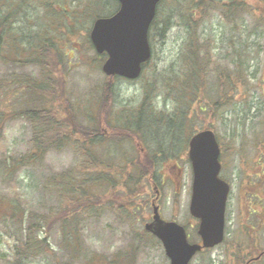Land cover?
Returning <instances> with one entry per match:
<instances>
[{
  "label": "trees",
  "instance_id": "trees-1",
  "mask_svg": "<svg viewBox=\"0 0 264 264\" xmlns=\"http://www.w3.org/2000/svg\"><path fill=\"white\" fill-rule=\"evenodd\" d=\"M96 1L92 0L93 3ZM100 1L105 6L115 2V8L111 6L113 10L109 14L118 6L116 0ZM33 2L0 0V51L5 41L11 45L7 54L0 52V60L36 68V75L12 74L11 80L5 84L0 82V92L14 97L20 104L12 117H22L31 128L29 152L18 158H10L11 162L0 159V178L10 179L17 169L36 165L53 150L70 148L77 162L60 172L48 173L41 183L43 198L47 200L50 196L55 197L56 206H49L37 213L19 205L16 196L0 197V221L6 219L2 222L6 231L15 235V243L11 248L12 260L8 263L24 264L26 260L50 255L53 250L49 241L51 233L58 229L62 233L58 264H136L133 249L108 257L85 248L83 222L104 209L120 212L118 217L124 220L132 218V209L136 208L135 203L138 197L143 196L146 186L152 187L155 194L157 186L160 188L161 164L167 165L169 161L177 160L180 152L177 148L183 145L184 151L189 137L197 131V125L201 129H213L210 120L204 124L197 122V119L204 116H207L206 120L214 118L218 111L231 106L234 91L240 84H247V89L251 88L241 64L236 69H230L221 68L214 62L210 40L201 39L199 29L214 12H219L227 22L250 15L258 23L264 24V0H161L149 30V38L160 26V35L164 36L172 25H179L184 29L185 36L178 57L165 69L166 78L163 82L158 84L153 80L148 81L143 87L141 102L131 111L122 112L113 111L117 99L116 81L130 79L103 72L102 66L107 55L95 50L89 30L86 49L91 51V58L85 63L92 65L94 70H101L105 76L100 91L93 99L91 96L94 92L75 97L69 88L68 79L73 69L69 53L77 49L73 43L78 41L70 44L71 36L66 38L64 25L59 24L55 15L49 17L51 32L35 31L28 48H19L16 42L13 45L17 35L16 26L13 25H16L17 18L24 19L25 16L19 14L24 6H31L29 3ZM38 2L51 13H54L53 6H67L55 1V4L46 0ZM67 8L70 9L69 6ZM59 10L61 15L68 13L62 8ZM102 11L97 10L94 19L102 14L108 15L106 12L100 13ZM253 11L257 12V17H254ZM79 13L80 10L74 13L75 23L82 25L84 19ZM83 32L80 28L72 30L73 35ZM63 36L66 41L62 40ZM151 59L144 64V69ZM211 74H214L218 87L215 99L209 94L208 88ZM159 91L166 92L164 101L171 98V108L164 105L158 108L155 98ZM5 120L0 111V133ZM261 123L264 125V119ZM125 144L129 148L125 149ZM221 145L222 155L232 152L233 143L224 142ZM257 148L260 151L252 164L256 170L253 178H257V202L251 207H255L259 213L260 208L264 210V137H257ZM142 202L147 205V200ZM257 222L255 228L258 235L259 225L263 226V221ZM247 232L249 235V230ZM148 234L145 229L135 232L134 239L143 240V235ZM257 235L254 242L249 238L254 254H261L259 259L252 261L253 264L264 260V248H260ZM237 261H241L238 254Z\"/></svg>",
  "mask_w": 264,
  "mask_h": 264
},
{
  "label": "rangeland",
  "instance_id": "rangeland-1",
  "mask_svg": "<svg viewBox=\"0 0 264 264\" xmlns=\"http://www.w3.org/2000/svg\"><path fill=\"white\" fill-rule=\"evenodd\" d=\"M46 1H53V4L55 2L67 4L71 10L67 6L59 5L60 7L53 6L54 10L52 11L54 13H51L46 6L38 5V0H34V2L32 0L33 3H29L31 6H24L19 14L21 17L25 16L24 19L19 20L17 18L16 25H13L16 26L17 33L13 45L16 42L19 48H28L35 31L48 30L51 32L52 28L48 25L49 17L55 15L54 18L59 21V24L64 25L66 38L74 37H70V44L78 41L73 43L77 49L69 53L73 62L72 73L68 79L69 88L72 93L74 92L75 97L94 92L91 96L93 99L95 94L100 91V84H102L105 76L101 70H94L92 65L85 63L91 58V51L86 49L87 30L90 31L95 12L103 10L100 13L109 14L115 8V2L111 5L112 8L105 6L104 2L100 0H97L96 3H93L92 0ZM88 4L90 6H86ZM58 7L67 11L68 15H61ZM86 7L92 8L81 10ZM117 9L118 7L113 13ZM77 10L81 11L79 14L84 19L81 21L82 25L75 23L74 13ZM253 15L257 17V12L253 11ZM171 27L164 36H161L162 27L160 26L150 37L153 58L139 79L116 81L117 99L114 112L119 110L121 112L123 110L131 111L136 107L142 100L143 87L148 81L153 80L158 84L164 81L166 78L164 71L178 57L185 36L184 29L180 28L179 25L174 24ZM75 28L82 29L83 34L73 35L72 30ZM199 31L201 39L210 40L211 55L214 62L221 68L228 67L230 69H236L241 64V68L247 76V83L251 85V88L247 89V84L244 86L240 84L234 91V102L231 106L218 111L214 118L206 120L207 116H204L202 119H197V122H205L204 124L210 120L220 143H233L234 146H232L233 149L230 154H223L222 161L221 175L230 184L226 208L225 240L215 248L197 254L190 264H242L248 262L255 253L252 249L253 246L250 245V240L254 242L257 235L255 227L258 220L259 222L263 221V226L259 225L258 244L260 248H264V219L262 218L264 210L260 208L259 213H257L255 207H251L257 202V197H255L257 195L255 187L257 186V178H253L256 170L253 169L252 165L253 160L257 159L258 151H260V148L256 149L257 137H264V125L261 123L264 119V24L258 23L250 15L244 18L239 17L233 22H227L219 12H214ZM62 40L66 41L65 36ZM9 50H11V45L5 41L0 52L7 54ZM24 73L36 75V68L28 64L19 66L10 62L3 63L0 60V82L5 84L7 80H11L12 74ZM208 88L209 94L215 99L218 87L215 83L214 74L209 77ZM156 95L157 98L155 99L159 109L163 108V105L166 108H171V98L164 101V96H167L166 92L159 91ZM19 106L20 104L14 97L5 92H0V111L2 116L6 118L0 133V159L5 161L11 162L10 158H18L27 154L30 149L31 128L29 123L22 117H12ZM201 114L205 115L206 113ZM196 128L199 130L201 126L197 125ZM184 136L187 135L184 134ZM123 147L129 148L126 144ZM102 149L106 150V148ZM179 149L177 160L169 161L170 163L167 165L161 164L162 169L159 173L161 185L159 184L160 188L157 186L156 194L148 185L143 196L138 197L135 203L136 208L132 209V218L128 217L124 220L118 217L120 212L115 213L109 209H104L97 216H92L83 222V244L85 248L108 257L117 253L131 252L133 249L136 264H170L161 242L156 237L148 234L143 235V240L134 239L135 232L144 230L145 223L152 216V201H155L159 206V212L163 219L174 220L185 225L189 231L190 240L197 241L198 237L194 238L193 233L197 232L198 220L193 218L189 212L193 176L188 158V145L184 151L183 145L177 148V150ZM76 162V157L70 148L50 151L36 165L20 167L10 179L0 178V197L9 195V197L14 198L13 196H16L19 205L37 213L49 206H56L55 197L50 196L47 200L43 198L40 191L41 183L48 173L60 172L73 166ZM262 191H264V186H262ZM143 200H147V205H144ZM262 200L264 201V197ZM5 220L0 221V264H9L8 262L12 260L11 248L15 243V235L8 233L2 223ZM247 230H249V235H247ZM60 238H62V233L58 229L52 232L49 240L53 247L52 253L44 257L26 260L24 264H58V255L61 251L59 247ZM239 246L241 247L239 248ZM237 254L241 259L239 262L237 261ZM257 264H264V260L258 261Z\"/></svg>",
  "mask_w": 264,
  "mask_h": 264
},
{
  "label": "water",
  "instance_id": "water-1",
  "mask_svg": "<svg viewBox=\"0 0 264 264\" xmlns=\"http://www.w3.org/2000/svg\"><path fill=\"white\" fill-rule=\"evenodd\" d=\"M119 8L111 16L97 18L90 39L98 53H106L102 70L107 75L137 78L143 63L151 57L148 31L160 0H117ZM220 148L213 130L196 133L189 141V159L193 171L190 213L199 219L201 243H190L186 228L161 218L153 205V221L145 228L162 242L170 264H188L203 247H212L224 239L225 210L230 190L220 178Z\"/></svg>",
  "mask_w": 264,
  "mask_h": 264
}]
</instances>
